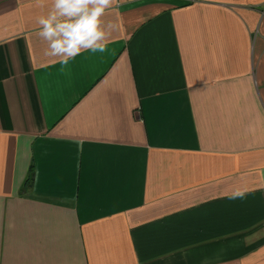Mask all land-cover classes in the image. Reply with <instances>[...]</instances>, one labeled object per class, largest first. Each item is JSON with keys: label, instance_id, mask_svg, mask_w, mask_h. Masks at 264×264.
<instances>
[{"label": "crops", "instance_id": "0c3cea01", "mask_svg": "<svg viewBox=\"0 0 264 264\" xmlns=\"http://www.w3.org/2000/svg\"><path fill=\"white\" fill-rule=\"evenodd\" d=\"M50 8L0 0V264H264V0H116L63 70Z\"/></svg>", "mask_w": 264, "mask_h": 264}, {"label": "clouds", "instance_id": "9594fccd", "mask_svg": "<svg viewBox=\"0 0 264 264\" xmlns=\"http://www.w3.org/2000/svg\"><path fill=\"white\" fill-rule=\"evenodd\" d=\"M116 0H51V8L46 15L39 16V37L47 43L45 55L59 58L61 70L69 61L90 51L105 53L107 43L116 25L103 17ZM43 7L44 0H37ZM245 191L237 189L232 197L243 198Z\"/></svg>", "mask_w": 264, "mask_h": 264}]
</instances>
